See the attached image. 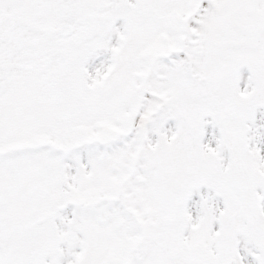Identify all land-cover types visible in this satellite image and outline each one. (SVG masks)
<instances>
[{
  "label": "snow or ice",
  "instance_id": "snow-or-ice-1",
  "mask_svg": "<svg viewBox=\"0 0 264 264\" xmlns=\"http://www.w3.org/2000/svg\"><path fill=\"white\" fill-rule=\"evenodd\" d=\"M0 264H264V0H0Z\"/></svg>",
  "mask_w": 264,
  "mask_h": 264
}]
</instances>
